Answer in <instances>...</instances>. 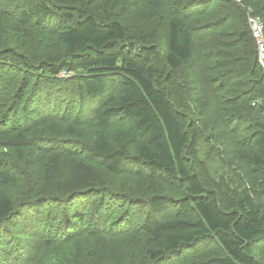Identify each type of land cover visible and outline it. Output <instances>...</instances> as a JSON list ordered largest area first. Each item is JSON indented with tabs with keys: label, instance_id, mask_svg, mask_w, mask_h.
Returning <instances> with one entry per match:
<instances>
[{
	"label": "trees",
	"instance_id": "trees-1",
	"mask_svg": "<svg viewBox=\"0 0 264 264\" xmlns=\"http://www.w3.org/2000/svg\"><path fill=\"white\" fill-rule=\"evenodd\" d=\"M140 3L0 0V264H264V0Z\"/></svg>",
	"mask_w": 264,
	"mask_h": 264
},
{
	"label": "rangeland",
	"instance_id": "rangeland-1",
	"mask_svg": "<svg viewBox=\"0 0 264 264\" xmlns=\"http://www.w3.org/2000/svg\"><path fill=\"white\" fill-rule=\"evenodd\" d=\"M152 3L153 0H141V3L139 4L138 9L136 10V12H131L128 10H125L124 14L127 17V21L128 22H140L144 25V27L146 29H148V32H150L151 30V23H150V11L154 12V8L152 7ZM147 17V18H146ZM248 22V21H247ZM163 26L164 23L162 22ZM165 29V28H164ZM157 31V30H155ZM158 31H163V29H159ZM152 36V35H151ZM63 76H69V73L66 72H62L60 73V77ZM205 102L203 101L201 104H199L200 108L202 109L201 111H199V113L197 115H195V118L197 120V123L199 125H201L202 121L204 120V122H211L212 119H203V116H205L208 112L207 109L205 107ZM196 111H198V109H196ZM88 129V128H87ZM120 134H123V132H121ZM236 151H233L231 153H229L228 155H232L233 153H235ZM239 152V151H238ZM241 155V154H240ZM238 155L237 157H235V159L233 160V163L230 165L228 163H223L222 167H219L221 170H223L222 174H217L218 173V167L210 162L205 164V168L210 170L212 172V174H214V177H216V179L218 178L219 175H223V184L221 181L220 186L223 185V188H219L220 189V195H221V201H223V203H226V205H232L233 201H234V195L232 193L231 190V186L234 185L233 181V177L241 174L243 176L248 177V179H246V182H250V184H253L256 181H258L260 176L264 175V172L259 173L257 171L254 170V166H252L248 161H246L244 158V160L241 158V156ZM226 168H231L230 170H226ZM218 170V171H217ZM227 172V173H226ZM264 177V176H263ZM231 178L230 183H229V189H226L224 187V185L226 184V181ZM212 180V178L210 179V181ZM208 181V184L209 182ZM219 186V187H220ZM22 240H25L24 238ZM90 240H109V239H90ZM263 244H260L259 246H261ZM261 248V247H259ZM114 254V249L113 246H109L105 249L104 251V257L110 259L112 258ZM10 255H6V257L4 255H1L0 257H5V258H10ZM80 264H83L80 262Z\"/></svg>",
	"mask_w": 264,
	"mask_h": 264
},
{
	"label": "built area",
	"instance_id": "built-area-1",
	"mask_svg": "<svg viewBox=\"0 0 264 264\" xmlns=\"http://www.w3.org/2000/svg\"><path fill=\"white\" fill-rule=\"evenodd\" d=\"M237 4L242 5L243 0H233ZM247 21L249 25L250 32L255 40L257 49V60L264 74V24L262 19L254 13L252 7H247ZM264 88V79H263ZM264 102V89L263 94L258 99L252 102V105H260Z\"/></svg>",
	"mask_w": 264,
	"mask_h": 264
},
{
	"label": "bare ground",
	"instance_id": "bare-ground-1",
	"mask_svg": "<svg viewBox=\"0 0 264 264\" xmlns=\"http://www.w3.org/2000/svg\"><path fill=\"white\" fill-rule=\"evenodd\" d=\"M147 18V17H146Z\"/></svg>",
	"mask_w": 264,
	"mask_h": 264
}]
</instances>
